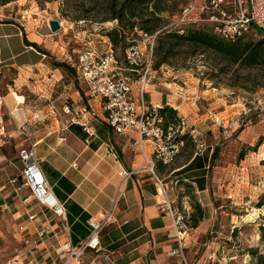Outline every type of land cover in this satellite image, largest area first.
Listing matches in <instances>:
<instances>
[{"label": "crops", "instance_id": "0c3cea01", "mask_svg": "<svg viewBox=\"0 0 264 264\" xmlns=\"http://www.w3.org/2000/svg\"><path fill=\"white\" fill-rule=\"evenodd\" d=\"M27 14L22 10L0 19V115L5 125V135L0 136V264L16 256L26 264L62 263L51 233L59 232L58 224L50 221L20 179L18 152L30 146L53 194L64 205L72 244L85 240L87 222L99 221L116 200L113 219L100 232L98 249L87 250L83 264H181L174 253L178 241L189 263L218 262L217 247L205 241L217 219L208 156L195 153L182 159L177 154L170 164L155 162L152 173L143 156L153 157L149 145H139L135 134H115L100 113L91 119L94 136L85 143L81 127L63 113L61 99L68 90L72 110L89 107L99 112V104H76L78 91L69 92L71 77L76 79L75 60L58 61L57 54H47L45 48L53 40L47 31L38 29L40 18L30 19ZM145 93L148 105L176 110L182 128L203 120L182 92L170 95L148 89ZM123 172L130 174L124 177ZM187 189L201 205L203 219L182 235L174 218L162 208L169 205L191 214L193 203Z\"/></svg>", "mask_w": 264, "mask_h": 264}, {"label": "rangeland", "instance_id": "374dc122", "mask_svg": "<svg viewBox=\"0 0 264 264\" xmlns=\"http://www.w3.org/2000/svg\"><path fill=\"white\" fill-rule=\"evenodd\" d=\"M95 3V0H15L3 5L0 0V19L27 10L30 19L40 18L38 29L47 31L53 40L45 52L57 54L58 61L75 60L86 46L91 45L99 53L110 46L106 35L117 23L100 22ZM167 5L170 10H177L172 0ZM200 6L197 2L196 9L187 17L200 18ZM169 16L170 13L162 14L165 20ZM48 18L59 20L61 28L56 33H51L46 25ZM124 30L126 48L131 42L146 41L139 28ZM122 49L120 45L114 48L124 69L122 73L136 80L145 57L137 67H131L123 57L126 49ZM152 65L146 76L144 101L148 89L164 90L170 95L182 92L186 94L185 102L195 108L196 114L203 115L202 121L189 123L185 128L180 122L169 125L174 130L171 140L184 135L178 152L182 159L195 153L209 158L210 192L217 219L205 241L217 247L219 261L215 264H254L255 254L264 255V240L260 238V228L264 226V67L239 69L221 62L212 53L171 58L168 65L156 70ZM73 77L69 92L77 90L76 104L87 106L85 86ZM61 101L62 107L73 104L68 90ZM186 193L194 196L189 189ZM189 199L196 202L195 198Z\"/></svg>", "mask_w": 264, "mask_h": 264}, {"label": "built area", "instance_id": "2783aa9c", "mask_svg": "<svg viewBox=\"0 0 264 264\" xmlns=\"http://www.w3.org/2000/svg\"><path fill=\"white\" fill-rule=\"evenodd\" d=\"M197 2L201 4L200 18H189L187 15L196 9ZM213 24L215 33L225 39L248 37L257 31H264V0H189L184 6L177 20L181 23ZM146 41L131 42L125 50V60L131 67L138 66L145 57L144 67L138 79L134 80L126 74L116 61L111 46L103 52H97L91 45L86 46L77 53L72 68L77 81L85 86L87 102L96 101L99 104V112L92 108L82 107L80 110H72L69 106L63 107V113L70 115L71 123L79 125L85 133V143H89L94 136L91 119L100 113L103 121L115 134H135L139 145L147 143L152 151V158L148 159L144 154L145 165L151 168L155 162L163 165L170 164L178 154L182 141L171 140L174 133L173 126L164 127L163 118L159 115L157 107L148 105L144 101V89L146 76L153 62V47L155 36L140 32ZM136 84V87H134ZM194 103V102H193ZM2 97L0 95V109ZM84 112L86 116L81 115ZM183 126V122L180 121ZM26 124L20 127L24 131ZM5 135V125L0 115V136ZM21 162L20 179L31 193L37 203L49 214V219L58 224L59 232L51 231L52 238L58 249V259L61 264H83L82 255L89 249L96 250L99 247V235L102 227L113 219L116 200L111 207L102 214L99 221L89 220L87 225L89 233L85 240L72 244L69 236V227L66 220L64 205L55 197L51 186L46 181L36 158L33 146L23 148L18 152ZM153 173V172H152ZM130 173L123 172L124 177ZM155 179L160 183L158 178ZM174 218V225L179 234L188 231V213L180 211L169 205H165L162 211ZM29 219H33L31 216ZM61 233V234H60ZM44 232L39 234L43 237ZM180 240L181 238L178 237ZM24 243H28L24 240ZM179 247L174 253L180 258L181 264L189 263L183 255V245L178 241ZM2 264H26L22 257L16 256Z\"/></svg>", "mask_w": 264, "mask_h": 264}, {"label": "trees", "instance_id": "16d2710c", "mask_svg": "<svg viewBox=\"0 0 264 264\" xmlns=\"http://www.w3.org/2000/svg\"><path fill=\"white\" fill-rule=\"evenodd\" d=\"M12 1L15 0H2V4L5 5ZM95 1L96 12L100 17V22L115 21L117 23L106 37L109 39L113 55L119 64L121 62L118 60L114 48L120 45L124 51L126 49V32L124 29L131 30L137 27L145 34L155 36L153 47L154 62L152 65L155 70L162 65H168L171 58L186 59L194 55L208 53L217 56L221 62L237 66L239 69L264 67V31L259 30L258 34L248 37L225 39L215 33L213 24L208 22L178 24L177 20L188 0H172L177 10H170L169 5H167L169 0ZM163 13H170L168 20L162 17ZM32 46L36 47L34 44ZM123 61L125 62L124 58ZM59 65L64 66V64ZM157 110L163 118L164 127L180 122L176 110L172 107L162 105ZM183 139L184 135L176 141H183ZM197 157L196 155L194 160ZM190 198H194V196ZM192 208L193 212L188 215L187 219L189 228L197 227L203 219V209L197 201L193 202ZM260 229V238L264 240V226ZM254 257V264H264V255L255 254Z\"/></svg>", "mask_w": 264, "mask_h": 264}, {"label": "water", "instance_id": "95a60500", "mask_svg": "<svg viewBox=\"0 0 264 264\" xmlns=\"http://www.w3.org/2000/svg\"><path fill=\"white\" fill-rule=\"evenodd\" d=\"M48 26L51 33H56L60 28V22L57 19H51L48 21Z\"/></svg>", "mask_w": 264, "mask_h": 264}]
</instances>
